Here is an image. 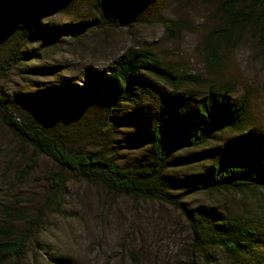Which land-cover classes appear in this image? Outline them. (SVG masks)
Wrapping results in <instances>:
<instances>
[{
  "label": "rangeland",
  "instance_id": "374dc122",
  "mask_svg": "<svg viewBox=\"0 0 264 264\" xmlns=\"http://www.w3.org/2000/svg\"><path fill=\"white\" fill-rule=\"evenodd\" d=\"M19 1L18 23L22 24L28 7ZM215 2L55 0L37 13V34L26 36L16 27L17 19L5 18L9 3L0 0V60L14 47L35 55L0 76V94L16 100L15 113L31 114L46 129L61 135L68 147L101 149L114 155L125 169L142 167L150 160L151 121L171 92L167 85L145 78V89L134 100L119 104L108 123L97 107L80 110L70 103L54 115L39 109L33 113L30 106L54 97L59 86L96 80L129 48L150 49L165 66L191 77L187 89L198 93L209 84H228L234 96L244 97L247 103V112L234 131L216 134L204 148L177 151L170 162L182 156L206 158L226 140L240 136L264 142L263 22L236 27L232 41L219 48L220 64L208 66L201 42L210 29L221 24L213 11ZM171 21L182 25L179 33L165 32ZM64 25H69L68 33L52 34L53 26ZM142 110L146 112L143 118L124 124L129 115ZM25 160V149L0 122V228L11 226L15 233L28 231L30 235L24 255L6 264H189L191 258L204 264L192 254L189 225L180 206L112 194L99 183L67 171H63L61 185H53L48 175L57 167L45 156L21 177L18 171ZM208 163L172 167V173L179 180H192L202 176ZM180 184L176 183L177 188ZM183 203L188 209L217 208L219 215L235 218L239 224L250 220L246 226L254 235L248 257L264 264V188L195 192ZM211 253V264L233 262L220 249Z\"/></svg>",
  "mask_w": 264,
  "mask_h": 264
},
{
  "label": "trees",
  "instance_id": "16d2710c",
  "mask_svg": "<svg viewBox=\"0 0 264 264\" xmlns=\"http://www.w3.org/2000/svg\"><path fill=\"white\" fill-rule=\"evenodd\" d=\"M7 1L9 8L6 7L5 18L17 19L19 32L33 36L38 30L37 13L51 7L55 0H23L28 8L22 24L18 23L22 14L20 1ZM213 11L221 19V24L210 29L201 42L208 66L220 64L219 48L223 42L232 41L236 27L263 22L260 37L264 42V0H216ZM64 26H53L52 34L59 31L68 33L69 25ZM164 29L173 35L181 31L182 25L171 21ZM28 58H35V55L19 47L11 48L0 60V76ZM145 78L167 85L171 92L165 96L151 121L148 136L150 160L148 164L133 169L121 167L114 155H107L101 149L68 147L61 135L46 129L31 114L19 116L15 113L12 106L16 100L5 99L0 94V122L26 153V160L18 173L21 177L28 175L39 158L45 156L57 167V171L48 175L53 185H61L63 171H67L99 183L112 194L157 199L180 206L189 225L192 254L201 263L211 264L214 261L211 250L220 249L233 261L232 264H263L248 257L254 235L246 226L250 220L239 224L235 218L219 215L217 208L210 211L188 209L183 199L195 192H242L264 188V142L240 136L226 140L216 153L206 158L182 156L178 161L170 162L175 152L204 148L216 134L234 131L239 126L247 112V103L244 97L234 96L230 85L209 84L196 93L194 89L186 88L191 79L189 75L165 66L152 50L129 48L114 59L96 80L86 81L81 86H59L54 89V97L37 101L36 106L30 108L33 113L47 111L56 115L70 103L80 110L97 107L108 123L115 118L119 104L134 100V96L145 89L142 87ZM145 114L142 110L129 115L124 124L143 118ZM208 160L210 163L199 178L182 181L172 173V167L183 169L196 161L205 163ZM178 182L179 188L176 186ZM179 190L182 191L176 192ZM29 236L28 231L15 233L11 226L1 227L0 264L22 257ZM188 263L198 264V261L191 258Z\"/></svg>",
  "mask_w": 264,
  "mask_h": 264
}]
</instances>
